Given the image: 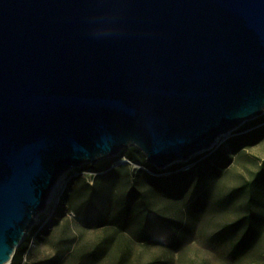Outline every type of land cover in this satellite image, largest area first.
I'll list each match as a JSON object with an SVG mask.
<instances>
[{"label":"water","instance_id":"obj_1","mask_svg":"<svg viewBox=\"0 0 264 264\" xmlns=\"http://www.w3.org/2000/svg\"><path fill=\"white\" fill-rule=\"evenodd\" d=\"M262 115L264 0H0V264L66 172L187 163Z\"/></svg>","mask_w":264,"mask_h":264},{"label":"rangeland","instance_id":"obj_2","mask_svg":"<svg viewBox=\"0 0 264 264\" xmlns=\"http://www.w3.org/2000/svg\"><path fill=\"white\" fill-rule=\"evenodd\" d=\"M253 130L259 132L257 143L234 153L229 141ZM130 149L97 164H83L61 177L44 213L25 237L28 250L20 264H264V115L191 159L230 160L204 189L206 196L197 205L191 189L177 199L151 181L185 171L192 164H174L185 165L177 171H172L174 165L157 169L149 164L159 173L141 163L119 165ZM138 152L140 162L147 163ZM109 166L115 172L102 176ZM132 186L145 195L151 210L177 222L180 245L139 242L137 224L121 223V201ZM91 188L95 189L93 208L88 203ZM247 218L252 219V236L239 251L235 247ZM238 220L243 225L236 231L223 230Z\"/></svg>","mask_w":264,"mask_h":264},{"label":"trees","instance_id":"obj_3","mask_svg":"<svg viewBox=\"0 0 264 264\" xmlns=\"http://www.w3.org/2000/svg\"><path fill=\"white\" fill-rule=\"evenodd\" d=\"M259 137V132L253 130L252 132L244 133L235 136L229 141V144L234 147V153L254 145L257 143ZM140 153L137 149L132 148L127 152L124 157L133 163H141L143 167L153 170L155 173L157 170L145 162H140ZM214 157V156H213ZM213 157H209L213 159ZM201 160L195 158L188 162L186 165L192 164L191 168L173 173L167 178H152L151 181L154 185H157L161 191L167 193L168 197L179 199L184 191H189L191 189L193 203L195 205L202 203V199L206 196L204 189L212 182L214 176H218L221 169L228 166L230 160H218L216 159L214 163L211 160ZM120 165V164H119ZM264 165V161H263ZM185 165H174L171 167L172 171H177ZM109 167L105 168L106 171L103 175H111L115 171ZM103 171V170H102ZM88 203L91 208L94 207V193L95 189L91 188ZM239 191V190H235ZM120 214L123 217L121 223L127 220H132L137 224L136 239L139 242H152L158 243L163 246H173L180 245L181 239L178 236L180 228L177 226V222L167 219L162 215L154 212L150 209L149 204L145 200V195L139 193L136 187L132 186L128 192L123 196L120 207ZM251 215L249 214V217ZM246 228L241 239L237 242L236 249L243 251L247 247L251 232L253 231L252 219L247 218ZM242 220H238L232 224L223 227V230L227 233L236 231L241 227ZM256 232H254L255 234ZM29 238L24 239L22 244L16 249L15 254L12 258L11 264H20L23 257L26 255L28 250Z\"/></svg>","mask_w":264,"mask_h":264},{"label":"bare ground","instance_id":"obj_4","mask_svg":"<svg viewBox=\"0 0 264 264\" xmlns=\"http://www.w3.org/2000/svg\"><path fill=\"white\" fill-rule=\"evenodd\" d=\"M120 162H124V163H129L128 160L126 158L121 159ZM51 199V196L49 197V200ZM12 261V257H9L3 264H10Z\"/></svg>","mask_w":264,"mask_h":264},{"label":"built area","instance_id":"obj_5","mask_svg":"<svg viewBox=\"0 0 264 264\" xmlns=\"http://www.w3.org/2000/svg\"><path fill=\"white\" fill-rule=\"evenodd\" d=\"M11 264V263H10Z\"/></svg>","mask_w":264,"mask_h":264}]
</instances>
